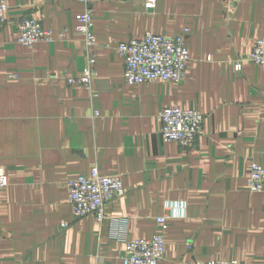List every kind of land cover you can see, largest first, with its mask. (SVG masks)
<instances>
[{"label":"crops","instance_id":"0c3cea01","mask_svg":"<svg viewBox=\"0 0 264 264\" xmlns=\"http://www.w3.org/2000/svg\"><path fill=\"white\" fill-rule=\"evenodd\" d=\"M5 1L0 264H123L127 242L158 232V264H264V191L247 186L249 160L264 167V70L250 61L234 68L264 38V0H154L151 8L147 0ZM87 7L93 46L76 29ZM25 17L52 40L17 43ZM183 28L189 62L181 82L124 81L119 43ZM89 56L91 87L68 84ZM168 107L203 114L190 147L161 139L158 113ZM93 168L125 188L101 221L75 217L66 186Z\"/></svg>","mask_w":264,"mask_h":264},{"label":"built area","instance_id":"2783aa9c","mask_svg":"<svg viewBox=\"0 0 264 264\" xmlns=\"http://www.w3.org/2000/svg\"><path fill=\"white\" fill-rule=\"evenodd\" d=\"M88 4L90 0H79ZM154 0H147V8L153 6ZM8 5L0 0V23L5 21ZM76 29L83 35L87 46H93L95 37L92 31V10L87 7L75 16ZM189 28L175 36H164L146 32L140 39L121 42L117 51L123 59V79L128 84H140L156 80L164 82H181L187 72L189 52L185 44ZM49 31L43 29L41 22L25 17L19 21L17 43L30 47L37 42L51 41ZM244 61L255 63L264 70V38L255 39L252 49L234 62L235 70H240ZM97 75L95 59L89 56L81 75L67 78L70 85L80 84L91 87ZM97 113V112H95ZM160 136L163 141L177 142L181 147H190L201 132L203 114L194 108H164L158 113ZM247 186L251 192L264 191V167L254 160H249ZM7 185L4 169L0 167V189ZM68 198L75 217L93 214L97 221L105 217V206L114 197L123 195L125 188L119 176L101 175L93 168L89 175H80L66 183ZM166 217L157 221L161 228H166ZM165 253V240L161 232L150 238H136L126 244V252L121 257L123 264H158ZM195 264H241L237 260L196 261Z\"/></svg>","mask_w":264,"mask_h":264}]
</instances>
